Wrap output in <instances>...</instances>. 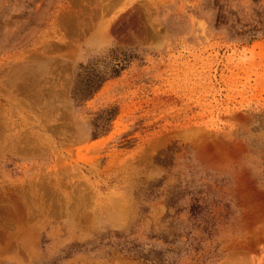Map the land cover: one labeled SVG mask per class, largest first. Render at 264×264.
<instances>
[{"label":"rangeland","instance_id":"rangeland-1","mask_svg":"<svg viewBox=\"0 0 264 264\" xmlns=\"http://www.w3.org/2000/svg\"><path fill=\"white\" fill-rule=\"evenodd\" d=\"M0 264H264V0H0Z\"/></svg>","mask_w":264,"mask_h":264}]
</instances>
